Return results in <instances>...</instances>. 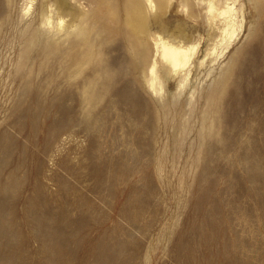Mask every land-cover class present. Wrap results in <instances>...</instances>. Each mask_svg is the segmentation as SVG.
I'll return each mask as SVG.
<instances>
[{
  "label": "rangeland",
  "instance_id": "obj_1",
  "mask_svg": "<svg viewBox=\"0 0 264 264\" xmlns=\"http://www.w3.org/2000/svg\"><path fill=\"white\" fill-rule=\"evenodd\" d=\"M126 1L0 0V264H264V0Z\"/></svg>",
  "mask_w": 264,
  "mask_h": 264
},
{
  "label": "bare ground",
  "instance_id": "obj_2",
  "mask_svg": "<svg viewBox=\"0 0 264 264\" xmlns=\"http://www.w3.org/2000/svg\"><path fill=\"white\" fill-rule=\"evenodd\" d=\"M148 2L149 6H154V3L152 0H145ZM208 1V12H210L213 16L216 14L217 11L216 5L214 3V0H207ZM141 3L138 0H127L126 1V13L123 20V30L119 28H114L112 31L115 32H125L127 36V40H136L139 42L144 43L145 39L144 37L147 35L148 27L145 25L146 23V16L144 13H142V7L140 5ZM64 1H62V6H64ZM131 7V10L129 8ZM231 10L232 5H226L224 9H221L218 11L217 14H227V16H231ZM110 15L107 17L104 22L107 21L115 23V24H121L119 21V18L116 14L115 9L109 8ZM130 11V12H129ZM43 15V14H42ZM61 21V19H60ZM60 26V23H58ZM234 23L232 22L230 27H225L223 29L224 35L222 38H230L235 32V29L233 27ZM106 27V25H105ZM147 27V28H145ZM160 28V27H159ZM161 31H165L163 28H160ZM81 30V24L77 23L73 34L79 35ZM160 31V32H161ZM176 33H180L183 38L178 39L177 41H174L173 38L168 36H163L162 34L158 33L156 44L158 45V48H160V53L162 56V59L165 61L166 64H168L173 71H176L180 68H182L192 55L195 50V43L191 40V36L189 37L188 34L182 33V29L177 27L175 29ZM85 35V34H84ZM143 39V40H142ZM91 52L88 50L84 53V59L78 61L75 73H78L81 70V67L84 63L87 62V60L90 58ZM154 64L150 65V71L154 72ZM152 83V82H151Z\"/></svg>",
  "mask_w": 264,
  "mask_h": 264
},
{
  "label": "clouds",
  "instance_id": "obj_3",
  "mask_svg": "<svg viewBox=\"0 0 264 264\" xmlns=\"http://www.w3.org/2000/svg\"><path fill=\"white\" fill-rule=\"evenodd\" d=\"M30 7H31V5H29V6H28V8H26V9L24 10V14H25V15H27V13H28V10L30 9ZM58 23H61V24H62V23H63V21L61 20V21H59ZM47 26H48V27H51V25H50V24H49V25H47Z\"/></svg>",
  "mask_w": 264,
  "mask_h": 264
}]
</instances>
